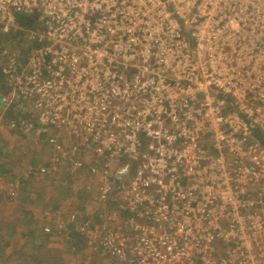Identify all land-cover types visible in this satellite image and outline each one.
Here are the masks:
<instances>
[{
	"label": "built area",
	"instance_id": "obj_1",
	"mask_svg": "<svg viewBox=\"0 0 264 264\" xmlns=\"http://www.w3.org/2000/svg\"><path fill=\"white\" fill-rule=\"evenodd\" d=\"M0 59L52 151L28 176L96 178L100 222L40 211L51 249L75 223L98 264H264V0H0Z\"/></svg>",
	"mask_w": 264,
	"mask_h": 264
},
{
	"label": "rangeland",
	"instance_id": "obj_2",
	"mask_svg": "<svg viewBox=\"0 0 264 264\" xmlns=\"http://www.w3.org/2000/svg\"><path fill=\"white\" fill-rule=\"evenodd\" d=\"M21 32L25 33V31L19 30L18 35ZM27 43L28 42L25 39L20 44L16 43V47H25ZM6 46L11 52L12 47L8 45ZM7 89H9L7 81L3 79L0 84V172L5 170L8 171L9 169H11L10 171L12 173L11 175H8V173L6 175L0 174V211L5 209L7 214H4L6 216L8 214H10L9 216H13V214L16 215L19 209L22 210V208L27 205L25 200H21L18 196L22 194L21 197H25V195L28 194L26 192H30L33 197H36L35 201H31L32 205H29V210L31 211L33 216V220L29 225L30 229H34L35 232L31 231V233L29 234L30 237H26L24 242L22 244H19L20 237H17L16 235V227L14 223H3L2 216H0V220L3 223L4 230L7 233H12L7 237V240L9 241V247H7L8 250H11L12 247H15V249L17 247H24V251H31V253H34L37 250L35 244L39 243L41 245L43 243L41 232L42 225L41 227L39 225L41 221L44 222V220L39 218V213L42 210V207L52 208L53 211L55 210L54 208H57V210H62V214L65 212V214H63L64 217L69 214L66 219L70 217V213L75 212L76 215L80 217L83 216L82 213L92 215V217L94 218V222H100V218L97 214L98 205L92 198V196L94 197L96 194L95 190H93V183L96 178H88V173L84 171L76 175L69 173L68 170H62L60 172L52 174L53 177H51L52 175H41L39 172L32 173L31 176H28L27 172L30 171V164L35 163L36 165H39L47 162L48 158L51 157L50 153H52V151L49 149L46 143H41L38 146L33 144L32 141L35 142V140L31 138L29 134L24 133L20 127H16L14 131L13 129H10L11 124H9V120L13 118H21V120H23V117L25 115H23V112L21 113V111L24 108L29 107L31 105V102L29 100L26 101L22 96H16L12 90ZM233 99L234 97L232 95H227L228 103ZM17 109L18 112H20L19 114H16ZM19 109H21V111ZM5 147L10 148L12 151L10 150L9 154H7V151H5ZM125 158L128 157H123L122 160H124ZM117 160L121 161V159L119 158ZM63 172H68L69 175H66L67 173L64 174ZM13 173V176H17V179L20 182V190H18L17 195H10L7 190L10 181H12ZM54 178H56V180H54ZM127 178V176L115 174L114 179L123 181ZM79 189H88L89 192L82 203L78 198L79 195L77 190ZM41 192H43V195L39 194ZM9 195L11 196V198L8 199L7 197ZM66 210H68L67 214ZM36 219L38 220L37 227L34 224V222H36ZM2 223H0V226L2 225ZM67 229L68 232L72 233V237L74 236V233L76 234L77 232V230H75V223L68 225ZM78 237L82 239L80 235ZM56 240L60 242L57 248L53 250L48 246L46 253L49 254H45V256L47 255L49 257H52V262L56 260V262H54L53 264L99 263V256L95 254H88L86 252L87 248L82 247L83 240H81V245L80 243H78V239L74 237L71 240V243H69L67 239ZM32 262L33 264H36V261L32 260ZM115 263L124 264L116 258H110L107 262V264Z\"/></svg>",
	"mask_w": 264,
	"mask_h": 264
},
{
	"label": "crops",
	"instance_id": "obj_3",
	"mask_svg": "<svg viewBox=\"0 0 264 264\" xmlns=\"http://www.w3.org/2000/svg\"><path fill=\"white\" fill-rule=\"evenodd\" d=\"M32 142H33V144H35L37 146L40 145V144L35 143L34 141H32ZM49 149L51 150L50 147H49ZM0 173L2 175H6L7 173H8V175H11L12 172L11 171H8V172L4 171V172H0ZM66 173H64V174L69 175L68 172H66ZM0 208H1V205H0ZM43 208H46V207H42V209ZM4 211H5V209L0 211V216L3 217V223H6V222L7 223L10 222L11 224L14 223V225L16 227L15 228L16 235H17V237L18 236L20 237V239H19L20 243L19 244H22L24 242V240L26 239V237H30L29 234L31 233V231L33 232L34 229H32V228L30 229V225L27 227L25 226L26 221H24L23 213L18 211V213L16 215L13 214V216H9L10 214H8L6 216L5 214H7V212L6 211L4 212ZM67 211L68 210H66V214H67ZM54 212L56 213L55 210H54ZM37 221L38 220L36 219V222H34L36 227H37V223H38ZM0 223H2L1 220H0ZM3 223L0 226V242L7 239L8 235L10 236L12 234V233H7L4 230ZM45 224H46L45 221L44 222L41 221V223H39L40 227L42 225L41 232H42V237H43V243L41 245L39 243L35 244L37 247V250L34 253L33 252L31 253V251H24V247H20V248L17 247L16 249H15V247H12L11 250H8L6 248V249L0 251V264H33L32 260L36 259V258H34L35 254H39V256L37 258L38 262H36V264H53L54 262H56V260H54V262H52L51 259H47V258H50L47 256L49 253L48 254L46 253L47 248L50 245V243L54 240V238L50 235H46L43 232V226ZM22 225H23V227H22ZM75 230H76V227H75ZM34 242H35V240H34ZM45 254H47V255L45 256ZM39 259H41V260H39Z\"/></svg>",
	"mask_w": 264,
	"mask_h": 264
},
{
	"label": "trees",
	"instance_id": "obj_4",
	"mask_svg": "<svg viewBox=\"0 0 264 264\" xmlns=\"http://www.w3.org/2000/svg\"><path fill=\"white\" fill-rule=\"evenodd\" d=\"M18 24H19V26H20V28L21 29H37V27H38V25H39V17L38 16H29V17H26V16H20L19 18H18ZM20 31H22V30H20ZM18 33V32H17ZM16 32H12L11 33V35L10 36H8V39H7V42H9L10 43V45L8 44V46H12L13 47V49H14V47L15 48H17L16 47V38H17V34ZM25 44V43H24ZM0 63H1V59H0ZM0 68H1V66H0ZM3 81V77H2V75L0 74V84H1V82ZM20 111H21V109H19ZM17 111V113L16 114H19L20 112H18V109L16 110ZM23 111H26L25 109H23L22 111H21V113L23 112ZM13 131H14V129H13ZM13 133V132H12ZM10 148H6L5 147V151H7V154H9V152H10ZM12 151V150H11ZM11 169H9L8 171H10ZM5 171H7V170H5ZM7 171V172H8ZM2 172H4V171H2ZM1 174V173H0ZM32 175V174H31ZM30 175V176H31ZM51 176V175H50ZM51 177H53V175L51 176ZM46 178V177H45ZM44 180V179H43ZM54 180H56V178H54ZM41 182H42V180H41ZM56 182V181H55ZM77 192H78V195H79V199H80V202L82 203V201L84 200V198L89 194V192H88V189H79V190H77ZM26 193H28V194H26L25 195V197H21V195H19L18 197L22 200V199H24L25 200V202H26V206L24 207V208H22V210H20L19 209V211L21 212V213H23V216H24V221H26V227L32 222V220H33V216H32V213H31V211L29 210V205H32V202L31 201H35L36 200V197H33L32 196V194L30 193V192H26ZM43 192H41V193H39V194H42ZM18 194V192L15 194V195H17ZM6 195V194H5ZM43 195V194H42ZM7 197V196H6ZM17 197V198H18ZM8 199L9 198H11V196L9 195L8 197H7ZM55 209V211L57 212V213H60V214H62L61 212H62V210H57V208H54ZM61 209V208H60ZM63 214H65V212L63 213ZM62 214V215H63ZM26 218V219H25ZM79 236V234L76 232V234L74 233V238H76V239H78V243H80L81 242V238L80 237H78ZM80 245H81V243H80ZM7 247H9V241L7 240V239H5V240H3L2 242H0V251H2V250H4V249H6ZM82 247H84V248H86V246L85 245H83V243H82ZM38 256H39V254H35V257L34 258H36V259H33V261H36V262H38L37 261V258H38Z\"/></svg>",
	"mask_w": 264,
	"mask_h": 264
},
{
	"label": "clouds",
	"instance_id": "obj_5",
	"mask_svg": "<svg viewBox=\"0 0 264 264\" xmlns=\"http://www.w3.org/2000/svg\"><path fill=\"white\" fill-rule=\"evenodd\" d=\"M7 90H9V89H7Z\"/></svg>",
	"mask_w": 264,
	"mask_h": 264
},
{
	"label": "water",
	"instance_id": "obj_6",
	"mask_svg": "<svg viewBox=\"0 0 264 264\" xmlns=\"http://www.w3.org/2000/svg\"><path fill=\"white\" fill-rule=\"evenodd\" d=\"M127 168H128V166H127Z\"/></svg>",
	"mask_w": 264,
	"mask_h": 264
}]
</instances>
